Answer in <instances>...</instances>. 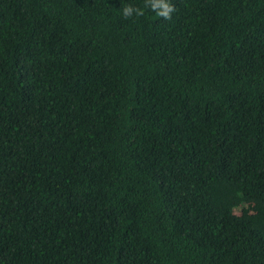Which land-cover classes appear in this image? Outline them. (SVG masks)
Wrapping results in <instances>:
<instances>
[{
	"label": "trees",
	"instance_id": "1",
	"mask_svg": "<svg viewBox=\"0 0 264 264\" xmlns=\"http://www.w3.org/2000/svg\"><path fill=\"white\" fill-rule=\"evenodd\" d=\"M168 2L0 0V264H264V0Z\"/></svg>",
	"mask_w": 264,
	"mask_h": 264
},
{
	"label": "clouds",
	"instance_id": "2",
	"mask_svg": "<svg viewBox=\"0 0 264 264\" xmlns=\"http://www.w3.org/2000/svg\"><path fill=\"white\" fill-rule=\"evenodd\" d=\"M147 6L156 12L158 16L164 19H169L173 11V6L168 0H147ZM122 15L125 18L142 15V10L132 7L131 5L125 6L122 9Z\"/></svg>",
	"mask_w": 264,
	"mask_h": 264
}]
</instances>
